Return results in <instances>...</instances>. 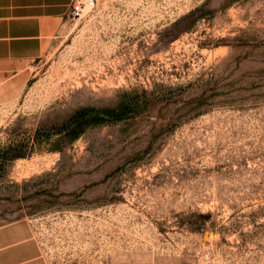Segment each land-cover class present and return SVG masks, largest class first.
<instances>
[{"label":"rangeland","instance_id":"obj_1","mask_svg":"<svg viewBox=\"0 0 264 264\" xmlns=\"http://www.w3.org/2000/svg\"><path fill=\"white\" fill-rule=\"evenodd\" d=\"M65 27L0 105V226L49 264H264V0H97ZM126 93L133 119L61 139Z\"/></svg>","mask_w":264,"mask_h":264},{"label":"crops","instance_id":"obj_2","mask_svg":"<svg viewBox=\"0 0 264 264\" xmlns=\"http://www.w3.org/2000/svg\"><path fill=\"white\" fill-rule=\"evenodd\" d=\"M74 0H0V105L23 92L34 63L63 37ZM0 264H49L31 223L0 226Z\"/></svg>","mask_w":264,"mask_h":264},{"label":"trees","instance_id":"obj_3","mask_svg":"<svg viewBox=\"0 0 264 264\" xmlns=\"http://www.w3.org/2000/svg\"><path fill=\"white\" fill-rule=\"evenodd\" d=\"M126 93L120 97L114 106L107 107H80L74 110L60 124L59 134L61 139L67 138L69 142L77 140L86 129L109 124H116L131 120L135 113L141 107V101ZM60 138L52 142L49 136H40L38 133L34 135L30 149L45 148L48 151H60L57 146ZM25 154L17 152L14 158L23 157Z\"/></svg>","mask_w":264,"mask_h":264},{"label":"built area","instance_id":"obj_4","mask_svg":"<svg viewBox=\"0 0 264 264\" xmlns=\"http://www.w3.org/2000/svg\"><path fill=\"white\" fill-rule=\"evenodd\" d=\"M97 0H74L68 12L69 18L72 20L81 19L85 10H91L96 6Z\"/></svg>","mask_w":264,"mask_h":264}]
</instances>
